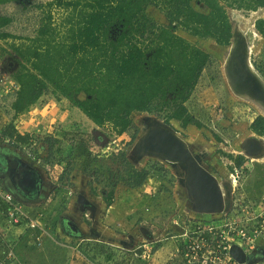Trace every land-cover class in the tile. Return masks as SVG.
Instances as JSON below:
<instances>
[{"label": "rangeland", "instance_id": "374dc122", "mask_svg": "<svg viewBox=\"0 0 264 264\" xmlns=\"http://www.w3.org/2000/svg\"><path fill=\"white\" fill-rule=\"evenodd\" d=\"M53 1L55 0H15L0 7L1 15L12 18V23L5 30L20 38L9 39L7 42L18 43L24 41L22 40L24 38H34L49 11L48 3ZM221 4L225 7L231 29H233V20L245 22L252 12H257L254 19L264 17V7H257L252 11L231 8L224 2ZM191 6L199 12H208L203 3L195 0L191 2ZM67 14L68 10L51 7V26L59 28L62 33L60 24ZM146 15L159 26L168 25L158 8L148 6ZM176 33L210 54L214 62L203 70L187 103L191 115L200 122L201 127L188 125L183 128L178 121L172 120L175 123L173 129L189 143L193 156L197 157L199 163L214 175L217 181L227 180L226 183L230 185V202L236 206L228 213L209 215L194 212L182 185L183 166L172 168L155 157L137 156L134 147L143 129L142 118L154 117L167 124L169 119L144 112H133L131 120L138 128V133L134 142L129 143V133L115 135L108 127H97L89 120L82 119L73 110L69 121L79 126V132L84 134L85 144L77 143L78 145L69 155L67 152L59 154L58 150H63L67 145L66 142H61L50 150L42 139L48 133V129L44 127V119L49 116V110L56 106L53 101L55 98L41 97V101L30 110L32 112H26L28 114L25 117H22L23 114L17 116L12 121L20 134H30L29 144L34 152V161L27 160L22 151L17 153L37 170L39 176L46 175L49 189L52 187V192L59 190L60 199L57 205L58 214L52 213L44 217L43 225L48 230L49 237L45 236L42 239V246L40 248L35 246L33 249L15 247L16 254L23 264H41L40 262L44 264H124L125 262L126 264H184L181 257L176 256L175 253V250L182 246L184 233L204 223H226L231 216L236 220H243L245 212H241L240 207L244 202L250 206L254 205L253 201L245 200L240 190L244 188L248 166L256 161L264 164V157L254 159L256 161L245 158L242 143L255 134L249 126L258 113L250 104L237 100L230 92L221 72L219 58L221 46L216 45L212 39L192 37L180 30ZM246 35L249 62L264 82V38L258 33L254 36L253 30L248 31ZM0 47L10 51L7 43L1 40ZM15 58V55L0 57V83L7 82L16 90V82L11 77L17 67ZM257 68L263 73H259ZM9 101L8 97L6 104ZM60 124L67 126L70 123L64 121ZM94 130L107 136L108 140L105 144L100 145L94 141L91 134ZM14 152L16 153L15 150ZM121 152L126 154V159L132 168L148 171V177L140 187L131 188L123 183L119 158ZM133 154L135 156L130 158L129 156ZM228 155L232 160L227 157ZM240 155L243 156L244 163L241 168H236L233 158ZM38 158L39 163L36 162ZM67 159L70 162V171L65 174ZM110 192L112 195H109ZM78 195L93 201L96 206L95 211L87 209L80 211L77 203ZM63 217L77 225L83 223L76 241L74 239L64 241L65 235L72 231L63 224ZM55 227L58 229L56 230ZM140 227L147 229L153 240L144 238L139 231ZM18 234V230L7 228L0 223V240L14 244L19 238ZM60 235L62 237L59 239ZM262 245L264 244L258 241L257 246ZM72 248L85 255L73 257ZM143 249L149 255L148 258L134 256ZM0 250L3 252L1 247ZM257 255L255 260L264 261V254Z\"/></svg>", "mask_w": 264, "mask_h": 264}, {"label": "trees", "instance_id": "16d2710c", "mask_svg": "<svg viewBox=\"0 0 264 264\" xmlns=\"http://www.w3.org/2000/svg\"><path fill=\"white\" fill-rule=\"evenodd\" d=\"M14 1L0 0V7ZM192 1L55 0L48 3L49 11L34 38L10 44L9 39L20 38L5 30L12 18L0 14V40L7 43L11 51L0 47V57L15 55L17 62L11 75L17 89L0 99L1 135L12 137L19 145L26 144L29 135L16 132L12 121L30 112L43 96L67 101L92 124L106 126L115 135L129 133V143L134 142L138 133L131 120L133 112L163 116L169 119L171 128H175L172 120L183 128L201 127L187 103L203 70L214 58L176 32L180 30L192 37L212 39L218 46H227L231 26L221 2L231 8L254 11L264 7V0H195L203 3L207 13L195 10ZM53 6L68 10L60 24L62 33L51 26L50 8ZM148 6L161 10L168 25L159 26L150 20L146 15ZM254 27L264 38V17L256 20ZM8 97L10 101L6 104ZM249 129L264 137V118L255 116ZM42 139L50 150L66 142L65 148L58 152H67V155L78 144H85L84 134L78 127L52 128ZM227 157L232 160L230 155ZM119 158L123 183L131 188L140 187L148 171L132 168L124 152ZM66 162L65 174L70 171V162L68 159ZM233 162L236 168H241L244 158L237 156ZM0 210L5 211L1 204ZM40 222L43 224L45 220ZM25 230L19 246L33 249L38 232ZM4 243L1 239L2 249Z\"/></svg>", "mask_w": 264, "mask_h": 264}, {"label": "water", "instance_id": "95a60500", "mask_svg": "<svg viewBox=\"0 0 264 264\" xmlns=\"http://www.w3.org/2000/svg\"><path fill=\"white\" fill-rule=\"evenodd\" d=\"M231 35L232 48L225 69L230 86L237 94H245L253 102H259L264 106V83L249 62L245 37L240 34L236 35L233 29ZM262 117L264 118V116ZM155 120H151L150 126L135 143L136 152L140 155L161 158L169 163L182 164L184 167L181 178L182 185L194 212L209 215L229 212L232 205L229 193L230 185L223 183L222 187L225 189L220 187L215 176L199 163L190 151V147L177 136L176 131L170 128L167 123ZM91 134L97 144H105L108 140L105 134L97 130ZM242 150L245 158L254 160L264 152V143L257 137H249L243 141ZM133 156L135 155L129 157L133 158ZM29 167L28 173H23L22 178L20 177L22 180L20 183L23 186L21 188L24 190L27 186L31 188L32 183L38 177L37 170ZM0 170L3 171V169ZM77 203L80 211L87 209L94 212L96 209L95 205L83 195H78ZM67 225L71 228L72 233H79L77 225L72 224L71 221H68ZM139 231L147 240H153L147 229L140 227ZM255 251L245 254L237 246H232L230 255L238 264H254L257 262L252 259Z\"/></svg>", "mask_w": 264, "mask_h": 264}, {"label": "built area", "instance_id": "2783aa9c", "mask_svg": "<svg viewBox=\"0 0 264 264\" xmlns=\"http://www.w3.org/2000/svg\"><path fill=\"white\" fill-rule=\"evenodd\" d=\"M13 91L14 87L11 84L8 85L7 82L0 83V99ZM27 114H23L22 117ZM12 125L14 130L18 132L17 126L14 123ZM24 135H29L30 137L28 133ZM30 142L31 137L26 144L19 145L12 137L3 136L0 133L1 146L15 147L19 152H24L27 160L30 161L31 159L34 161V152H32ZM25 148H27L26 151ZM36 162L39 163V158ZM0 204L5 208L3 219L6 227L37 230L38 233L34 242L35 246L40 248L43 237L47 235V229L40 222V219L30 218L26 214L23 205L15 200L1 180ZM235 206L236 204H232L231 208ZM240 211L245 212L243 220H236L231 216L226 223H204L184 233L182 248L176 249V256H180L184 264H238L230 255L232 246H237L245 254H250L254 250L257 251L258 248H264V245L257 246L258 241L264 244V208L259 210L254 205L250 206L244 202V205L240 207ZM3 241L5 242V240ZM4 244L5 248L0 254V264H5L6 262H9V264H21L15 252V245L8 242ZM142 247L144 248L145 245ZM134 256L142 259L149 257L145 249L139 254L135 253Z\"/></svg>", "mask_w": 264, "mask_h": 264}, {"label": "crops", "instance_id": "0c3cea01", "mask_svg": "<svg viewBox=\"0 0 264 264\" xmlns=\"http://www.w3.org/2000/svg\"><path fill=\"white\" fill-rule=\"evenodd\" d=\"M47 97L48 96H43L42 98H47ZM53 101L55 102L56 106L52 107V109L49 110V112H48L49 116H47L46 120L44 119L45 129H48V130H50L52 128L64 129L63 127H66L65 128L66 130H71L74 127H79L78 125L69 121L70 115L73 113L72 112L73 110L76 111L82 119H85L86 121H88L80 111H78L76 108L71 106V104L68 103L67 101H65L63 99L53 100ZM34 108H35V106H34ZM34 108H32V109H34ZM77 117H78V115H77ZM64 121H68V123H70V124H68L67 126L60 124V123H63ZM56 124L59 126L62 125L63 127L62 126L58 127ZM14 150L16 151V153L14 152ZM17 152H19V151L15 147L1 146L0 145V165L4 164V162H3L5 160V158L3 157L4 154H8L10 157H12L14 154H17V156H19V153H17ZM254 161H256V160H254ZM248 167L249 168H247L248 169L247 174H246V177L244 179V183H245L244 188H242L240 191L244 195L246 201H253L255 208L260 210V209L264 208V164L260 163V161H256V162H254V164H251ZM0 180L4 184V180H3L2 176H0ZM34 181L35 182L32 183L31 188L29 186H27L25 188V190L21 191V193L10 190L9 188H7L5 186V184H4V186L13 195L15 200L23 205L24 211L26 212V214L30 218H38V219L42 220V219H44V217H46L47 215H51L52 213H53V215L54 214L57 215L58 214L57 205H58L59 199H60L59 190L52 192L51 189H53V188L51 187L49 189V187H48V181L49 180L46 178V175H44V174L41 177L38 174L37 179H35ZM91 202L93 203V201H91ZM70 204H71V202L69 203V205ZM69 205H68V209H69ZM95 208H96V206H95ZM68 221H71L72 224H75L72 220H67V218L63 217L64 223L68 222ZM0 223L3 225H6L5 221L3 219V211L2 210H0ZM75 225H77V224H75ZM82 225H83V223H79V225H77L79 230L82 229L81 228ZM14 229H16V231L17 230L19 231V234H18L19 238H17V240L14 243L15 247L17 248L19 246V241L22 238V236H24V233L26 232V230L24 228H21V227L14 228ZM55 229L57 230L58 228L55 227ZM20 230H22L23 232L22 231L20 232ZM63 233L65 234L64 231H63ZM77 235H79V233L70 232V234L65 235L66 238L64 241L68 242V241H71L72 239H74V241H76L75 239L77 238ZM46 236L49 237L48 232H47ZM61 237H62V235L59 236V239ZM178 248H182V246L178 247ZM72 250L73 251L71 253H72L73 257L78 258L80 255V252L74 248H72ZM1 253L2 252L0 250V254ZM107 259H108V256H107ZM255 261H257V260H255ZM40 263L44 264L43 262H40ZM124 264H126V262ZM255 264H264V261H261V262L257 261Z\"/></svg>", "mask_w": 264, "mask_h": 264}, {"label": "bare ground", "instance_id": "6f19581e", "mask_svg": "<svg viewBox=\"0 0 264 264\" xmlns=\"http://www.w3.org/2000/svg\"><path fill=\"white\" fill-rule=\"evenodd\" d=\"M260 11L262 12V10H260ZM256 14H257V12L256 13L252 12L250 18L248 20H246L245 22H240L237 19L232 21V26H233L234 33L236 35L240 34L241 36L245 37L246 42H247V35L246 34H247L248 31H252L253 30V35L257 36V32L253 29V21H254V17H255ZM219 48H221L220 57H219L220 58V65H221V72H222V75H223V77H224V79H225V81L227 83V86H228L230 92L232 93V95L237 100H240V101H243L245 103L250 104V106H252L253 109L258 113V115L264 116V106L262 104H260L259 102H253L251 100V98H249L245 94H237L230 86L229 79H228V77L226 75L225 69H226V64H227L228 58L230 56L232 45L229 44L227 46H221ZM248 51H249V49H248ZM151 120L156 121L154 117H144V118H142L141 124H142L143 129L141 130L142 132L140 133L138 139L143 136V134L145 133L146 129L150 126V123L152 122ZM176 134H177V136H179L177 132H176ZM252 136L254 137L255 135H252ZM180 138L182 139V137H180ZM257 138L264 143V137H257ZM182 141L189 146V143L185 139H182ZM190 151H191V149H190ZM135 153H136V149H135ZM136 154H137V156H140V157H142V156L152 157L150 155H140L138 153H136ZM263 157H264V152L259 157L255 158V159L263 158ZM195 158L197 159L196 156H195ZM157 159H159L161 162H164L165 164L171 166L172 168L178 167V166H182V164H180V163H169V162H167V161H165V160H163L161 158H157ZM226 182H227L226 179L223 180V181H220L219 182V186L222 187V184L226 183ZM222 188L225 189L224 187H222Z\"/></svg>", "mask_w": 264, "mask_h": 264}, {"label": "flooded vegetation", "instance_id": "af4514ba", "mask_svg": "<svg viewBox=\"0 0 264 264\" xmlns=\"http://www.w3.org/2000/svg\"><path fill=\"white\" fill-rule=\"evenodd\" d=\"M256 20L257 19H254V21H253V28L254 29H255L254 25H255ZM230 26H231V24H230ZM13 57H14V55H13ZM3 157L5 158V160L3 161L4 164L0 165V169H3V171L0 170V176L3 177L4 184L7 188H9L12 191L21 193V191L24 190L23 188H21V187H23L22 184L20 183L22 181L21 176L23 173L24 174L28 173V170H30L29 169L30 165L26 163V161L23 157H21V156L19 157V156H17V154H14L12 157H10L8 154H4ZM38 174L39 173L37 172V175ZM64 224H65V226H67V228L69 230H71V228H69V226L67 225V222H65ZM77 232H78V230H77ZM257 254H260V255L264 254V248H258L257 251H255V253L253 254L252 259L255 260L256 257L258 256Z\"/></svg>", "mask_w": 264, "mask_h": 264}]
</instances>
